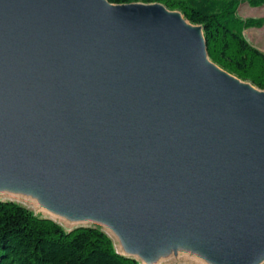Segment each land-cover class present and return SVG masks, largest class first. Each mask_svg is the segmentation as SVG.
<instances>
[{"label":"water","instance_id":"obj_1","mask_svg":"<svg viewBox=\"0 0 264 264\" xmlns=\"http://www.w3.org/2000/svg\"><path fill=\"white\" fill-rule=\"evenodd\" d=\"M239 80L162 5L0 0V182L109 220L133 255L264 264V90Z\"/></svg>","mask_w":264,"mask_h":264},{"label":"trees","instance_id":"obj_2","mask_svg":"<svg viewBox=\"0 0 264 264\" xmlns=\"http://www.w3.org/2000/svg\"><path fill=\"white\" fill-rule=\"evenodd\" d=\"M113 4L162 3L202 27L209 59L235 77L264 90V52L244 35L262 28L264 17L242 18L238 7L264 0H107ZM0 264H140L118 253L98 226L64 229L14 201L0 199Z\"/></svg>","mask_w":264,"mask_h":264},{"label":"rangeland","instance_id":"obj_3","mask_svg":"<svg viewBox=\"0 0 264 264\" xmlns=\"http://www.w3.org/2000/svg\"><path fill=\"white\" fill-rule=\"evenodd\" d=\"M137 3L142 4L141 2H137ZM151 4H159L165 7L170 12L182 14L179 10L168 9L162 3L155 2ZM238 14L242 18L264 17V6L252 7V6H249L247 3H243L238 7ZM195 26L199 27L198 25H195ZM244 35L252 45H254L255 47L259 48L260 50L264 52V26L262 28L246 29L244 31ZM215 65L220 70L225 71L222 68H220L217 64ZM244 82L251 84L249 81H244ZM11 187L26 188L29 191L28 193H23L25 189H18V192L16 191L17 193H11V191H14L13 189H11ZM31 193L36 194V196L40 195L44 200L49 201L53 206L58 207L61 210L65 209L63 207L55 205L37 187L22 185V184H13L8 180L4 182H0V199L1 200L14 201L16 203H19L27 207L37 216L52 219L53 221L57 222L59 225H61L66 230H71L75 227L98 226L110 237L118 253L124 256H127V257L132 256V258L134 257V259L138 261L140 264H164V263L165 264H217L214 260L211 259L207 251L202 250V247H201L202 245L199 244V242L190 241V244H189L188 240H185V242H183V241H178V240L172 241V239H168V241H166L162 246L155 247L154 250L147 255V257H144L139 254L133 255L127 250L126 242L122 238L121 233L117 230L115 225L109 220L105 218H96V217H91V216L79 215L80 217H88L92 219H89L83 223H80V222L76 223L68 219L54 216L50 212L45 211L43 207L39 204L38 199L36 197H32ZM66 210L69 211V213H73L77 215L75 211H70L68 209ZM199 250L200 251L202 250L203 253L210 258L211 261H207V258L205 256H201L200 254H198Z\"/></svg>","mask_w":264,"mask_h":264},{"label":"bare ground","instance_id":"obj_4","mask_svg":"<svg viewBox=\"0 0 264 264\" xmlns=\"http://www.w3.org/2000/svg\"><path fill=\"white\" fill-rule=\"evenodd\" d=\"M179 17L182 19V21L189 27H192V28H197L195 25L189 23L184 17L182 14H178ZM241 83L245 84V85H248L250 88L256 90L255 87H253L251 84L247 83V82H244L242 81L241 79L239 80ZM11 189H13L14 191H11V193H17L18 192V189H25V191H23V193H28V189L26 188H21V187H11ZM17 191V192H16ZM31 196L32 197H36L38 199V202L39 204L43 207V209L45 211H48L50 212L52 215L54 216H58L60 218H64V219H68L70 221H74L76 223L80 222V223H83L89 219H92V218H88V217H80V216H77L73 213H69V211H67L66 209H59L58 207H55L53 206L49 201L47 200H44L40 195L39 196H36V194H32L31 193ZM193 249V248H192ZM171 252V251H170ZM198 254H200L201 256H205L207 258V261H211L210 258L208 256H206L203 251L199 250ZM165 264V263H164ZM218 264V263H217Z\"/></svg>","mask_w":264,"mask_h":264}]
</instances>
